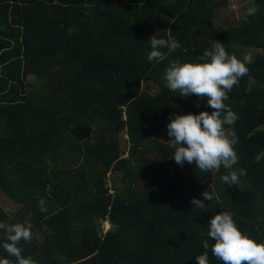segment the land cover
<instances>
[{
	"label": "trees",
	"instance_id": "1",
	"mask_svg": "<svg viewBox=\"0 0 264 264\" xmlns=\"http://www.w3.org/2000/svg\"><path fill=\"white\" fill-rule=\"evenodd\" d=\"M224 0H0V222L29 218L22 255L36 264H198L211 218L233 213L239 229L264 242V0L240 26L218 30ZM182 46L164 61L147 60L150 38ZM224 43L249 72L225 101L238 115L226 131L239 139L238 185L173 158L159 132L178 115L214 109L206 98H181L163 79L170 62H198L212 41ZM183 49H187L185 53ZM254 50V51H253ZM163 51H167L164 49ZM35 82L29 84L28 76ZM142 82L159 88L153 95ZM143 84V83H142ZM126 132L130 150L121 149ZM154 170H145L149 141ZM143 163V164H142ZM74 167L79 169L73 170ZM113 177V193L105 176ZM215 185L216 192L212 188ZM214 193L205 208L193 198ZM47 202L41 212L39 200ZM113 229L100 232L97 222ZM6 233L0 230V259Z\"/></svg>",
	"mask_w": 264,
	"mask_h": 264
},
{
	"label": "clouds",
	"instance_id": "2",
	"mask_svg": "<svg viewBox=\"0 0 264 264\" xmlns=\"http://www.w3.org/2000/svg\"><path fill=\"white\" fill-rule=\"evenodd\" d=\"M167 38H150L151 51L147 54L149 62L164 61L172 53L182 48L180 42L171 36L167 30ZM166 49L167 51H163ZM186 53L187 49H183ZM251 57L240 60L234 54H229L224 43L212 41L211 48L205 50L198 62H181L179 59L170 62L163 79L165 86L172 92H179L181 98L196 95L206 98L207 105L214 111L200 114L178 115L167 125L168 143L174 149L173 158L181 167L185 161L195 165L202 172H218L221 167L226 174L221 181L229 187L238 185L240 177L247 175V170L236 167L239 155L236 146L239 143L235 133L226 131V125L232 126L238 120V115L226 105L229 93L237 86L240 79L248 74L246 66ZM141 81V86H142ZM264 153L256 156L259 163ZM204 200L193 198L194 208L204 209V201H212L214 193L205 191ZM47 202L39 200L41 212H47ZM29 218L23 222L8 224L0 222V230L6 233L3 249L8 256L14 257V264H36L31 258L22 255L20 242H30L33 237V225ZM234 214L222 212L214 215L208 224V236L215 241L211 246L212 254L222 264H264V242H257L250 235L242 232L233 218ZM205 252L196 256L198 264H209L208 240L203 242ZM0 264H13L10 259H0Z\"/></svg>",
	"mask_w": 264,
	"mask_h": 264
},
{
	"label": "rangeland",
	"instance_id": "3",
	"mask_svg": "<svg viewBox=\"0 0 264 264\" xmlns=\"http://www.w3.org/2000/svg\"><path fill=\"white\" fill-rule=\"evenodd\" d=\"M224 1H226L224 8L216 12L215 27L218 28V30L229 29L231 27L240 26L242 21L245 18H247V16L254 13L257 9L255 0H224ZM27 82L29 84L34 83L35 77L29 75L27 77ZM142 88L153 95L159 93V88L150 82H143ZM167 133H168V129H164L163 131L159 132V136L157 138L156 137L153 138L158 139L161 142H167L171 139ZM118 137L120 140L119 142L121 149L125 152L124 157L127 158L131 146L127 142L126 132L124 131L119 133ZM151 146H152V136L150 137L149 141H147L145 144L141 145L138 148V150L143 151L146 155L144 158L146 162L143 161L145 170H150V171L154 170V163L157 162L153 160V154H149V150ZM76 169H79V167L73 168V170ZM104 184L110 189V193H113L114 181H113V177L110 174H107L105 176ZM212 190L213 192H216L215 185L213 186ZM0 200L2 201V205L5 207L6 211L10 214L17 212V210L20 209L19 205L12 203L9 199L3 198V196L1 195H0ZM96 225L97 226L99 225L98 228L100 229V232L103 233L113 229V226L109 221H103L100 223L97 222Z\"/></svg>",
	"mask_w": 264,
	"mask_h": 264
}]
</instances>
